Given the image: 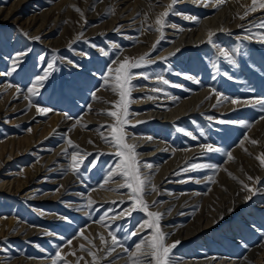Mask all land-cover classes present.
Wrapping results in <instances>:
<instances>
[{
    "label": "rangeland",
    "instance_id": "374dc122",
    "mask_svg": "<svg viewBox=\"0 0 264 264\" xmlns=\"http://www.w3.org/2000/svg\"><path fill=\"white\" fill-rule=\"evenodd\" d=\"M17 2L18 0H0V3H7L8 6ZM187 2L188 0H177L169 12V17L180 19V14L187 15L190 9H194L197 20H187L183 17L181 19L186 25H195L214 13L215 8L210 6L211 0H205V3L199 6ZM59 3L60 0H25L21 9L25 10L27 15L30 9L50 12L55 10ZM81 4L83 1L80 2ZM251 4L252 2L248 6ZM179 7L181 8L179 9ZM74 11L70 15H66L61 25L51 33L50 42L52 46L32 42L31 36H25V32L16 23L0 22V98L7 93L6 90L10 87L13 99L27 97L29 95L27 88L31 86L35 76L43 75V72L47 70V64L55 58V70L44 82L39 95L30 97V100L27 99L28 105H34L36 108H50L52 111L43 114L37 109L30 111L31 105H26L7 116L2 115V120L0 118L1 146H4L11 138L21 141L33 126L45 124L55 113L60 115L61 122H70V126L76 127L81 117L96 111L95 103L98 99H94L92 93L107 91L109 86L105 85L102 79L107 74V68L114 67L112 61L119 58L122 48L132 46L135 39L140 35V31L131 27L102 33L100 31L101 20L107 17L102 15L89 19L90 24L81 31L82 35L96 32L95 34L83 38L76 37L73 44L63 43L62 39L65 34L72 35L75 28L80 25V18L77 16L75 8ZM261 21H264V10H257L243 19L241 28L234 32H222L213 36V43L211 44L207 41L204 44L187 46L179 52L164 54L162 58L155 59L171 43V39H161L155 45V49L149 53V59L155 62L133 69L134 73L146 74L148 78L145 79L143 75H137L132 81L135 89L131 93V99L135 102L129 105V124L125 128L127 134L129 135L133 131L144 133L143 135H148V139L154 140L155 137V139L166 140L173 148L194 147L199 144L201 148L197 151L198 153L192 156V160L196 161L200 158H206L207 154L216 157V160L220 159L219 152H208L202 147L205 144H213V142L219 144L223 139H226L232 149L239 147L244 136L251 130L247 132L244 125L236 124L231 119L240 115L246 116V110H249L252 115L250 116L252 124H260L263 120L261 117L264 116V110L255 107L254 103H249L244 106L237 105L231 111H220L221 105L218 104V100L242 98L252 94L264 97V43L255 36L249 38L250 33L248 31L251 29L253 34L264 33V28L256 26ZM131 33L133 34L131 35ZM114 44L119 45V47L114 48ZM237 47L240 51L234 53L233 58L236 60L234 65L219 55L220 49L226 48L231 52ZM101 49L107 51L109 55H103ZM18 52H27V55L22 58L23 63L19 65L17 71L12 72V58ZM40 57H44V59L41 60ZM129 57L138 58V56L131 54ZM196 75L197 80L200 81L199 84L185 78L192 76L196 79ZM158 76H163L170 83L168 85L160 83L157 79ZM252 86L256 87L255 90H252ZM17 88L20 90L17 91ZM154 88H159L161 91H152ZM200 90H209L210 98L217 93L222 95L218 96L215 103L206 108L188 115L178 116L174 120L156 119L131 122L130 118H135L149 107L160 105V108L167 109L169 106L175 105L177 101L188 98ZM155 96L159 98L160 104L138 102L143 98H155ZM96 106H99L98 103ZM241 108H244L245 111ZM28 116L30 117L23 118ZM221 120L226 121V123H219ZM112 123L114 121L102 122L97 132H104L107 135V126ZM246 124H248L247 121ZM62 126L65 127L64 131L61 130ZM87 126L88 129L86 130L94 128L93 124ZM68 127L65 124L57 125L33 145L32 150L23 152L11 160L1 177L11 179L17 176L26 167L38 161L39 156L51 155L58 150L59 146L61 147H59L61 154L63 153L62 163L70 166V154L74 149L65 144L67 132L70 129ZM75 144L79 145L82 154L87 153V156L81 166L80 174L74 173L71 183L56 198H46L39 201L29 199L26 196L0 192V220L11 217L16 220V224L20 225L26 222L25 228L28 227L18 236L5 235L0 237V260L10 263L13 259L21 258L23 260L21 264H53L57 251L61 252L63 248L68 246L69 240L73 241L78 238L77 235H80L81 230L93 222H98L103 216L107 217V215L119 213L128 205V201L121 205L119 200H116V204H112L110 201L103 203L99 199L93 200L95 203L92 210L84 207L87 204V195L90 190L99 187L105 179L109 167L114 166L117 158L113 155L115 150L99 147L103 142L92 148ZM261 149L264 150V141ZM169 156L170 152L167 153L162 148H158L153 155H150L152 158L150 161H162ZM64 159L66 160L64 161ZM93 160H98V163L95 168H89V162ZM192 164H201V162L192 163L189 161L186 166L187 170L172 176L177 179L169 184V188L174 194L197 191L204 195L207 187L200 183L196 176L208 168L193 170ZM43 178L48 177L41 176L42 181L36 182L38 189H43L40 195L46 192L53 193L58 189L59 185L56 181H43ZM214 178H218L216 169H214ZM259 182L257 186L259 191L257 190L249 201L242 203L235 213L219 225L188 240L178 238L167 242L172 244L175 241H180L172 250L173 261L182 262L185 254L188 253L189 256L200 259L212 258L213 261L210 264H242L246 258H250L253 251L259 249L262 252L264 250V200L261 198L264 197V176L259 179ZM123 190L126 191L127 189ZM65 217L67 219H64ZM145 217L146 215L142 212H134L131 216L122 217L121 220L118 218V221L111 225L110 230H114L117 237L124 243V247L126 245V248L132 251L135 243L150 232L148 229L144 231L139 229V224L144 221ZM188 220L189 215H177L166 221V224H184ZM31 226L38 229L30 230ZM133 232L137 234L130 235ZM118 253L125 252L122 249ZM62 255L68 264H75L68 259V254L62 253ZM58 264H65V261H59ZM261 264H264V259Z\"/></svg>",
    "mask_w": 264,
    "mask_h": 264
},
{
    "label": "bare ground",
    "instance_id": "6f19581e",
    "mask_svg": "<svg viewBox=\"0 0 264 264\" xmlns=\"http://www.w3.org/2000/svg\"><path fill=\"white\" fill-rule=\"evenodd\" d=\"M24 1L25 0H18L17 3H14L11 6H8L7 3H0V22H13L18 24V27L21 30L27 33L28 36H31L32 42H38L44 45H51V33L58 28L59 25H61V23L65 20L66 15H70L71 12H75L74 8L81 9L84 15L81 16L80 13L77 12L78 15H76L80 18V25L75 28L72 35L65 34L62 39L63 43L68 42V44H73L74 41H76V37L83 38L88 37V35L91 36L92 34H95L96 32L88 35H81V31L90 24V21H88L89 19L100 17L102 15L107 16L104 20H101L102 24L100 26V31L102 33H106L110 30H120L127 27L137 29L140 31V35L135 39L134 44H131L132 46L122 48V51L119 54L120 60H123L125 57H129L130 54L132 56L139 57L146 53H150L153 49V45H156L163 38L171 39V43L166 46L163 51L161 49L162 52L158 54L155 59L162 58L164 54L179 52L187 46L206 43L208 41L209 31L214 33L213 36L222 32H234L235 30L241 28L243 19H240V16H243V11L252 2V0H225L224 3L220 4L219 0H211L210 6L215 8L214 13L202 19L195 25H186L183 22L184 20L181 19L185 16H195L196 11H194V9H190L187 15L183 16L180 14V19L171 18L168 15L166 17V26L163 29V36L161 37V33L155 31V19L159 13L166 10V6L171 3V0H60L59 5L53 11L47 12L41 9H30L29 11L27 10L28 15L25 10L21 9ZM81 1H83V4L80 5ZM239 1H241V3H238ZM188 2L199 6L203 5L205 0H188ZM218 4L219 6H217ZM111 8L115 9L113 14L109 13V9ZM180 8L181 7H179V9ZM132 34L133 33H131V35ZM35 37H39L40 39H34ZM197 78L198 77L196 75V79ZM251 88L252 90H255L256 87L252 86ZM8 89L6 90L7 93L0 98V118L2 115L7 116L10 113L19 110L21 107L28 105V101L24 97L16 100L13 99V94L10 90L11 87L9 91ZM96 95L99 97V99L96 100V103H98L99 106H96V103L94 102L96 111H93L92 114H87L83 118L81 117V120L79 119L80 121L77 120L78 125L76 127L70 126V122H61L62 119L60 118V115L55 113L51 118H49V120L47 119L48 121H46L45 124H36L33 126L30 131H27V134L21 141H16V139L11 138L6 144H4V146L0 145V192L13 193L19 196H26L29 199L31 198L41 201L46 198H56L62 190L67 188V186L71 183L74 173L70 170L67 164L62 163L63 153L61 154L60 146V148L58 147V150H53L54 152L51 155L45 154V156H39L38 161H35L31 164V166L26 167L22 172L18 173L17 176L11 179L1 177L2 172L11 160L23 152L32 150L33 145L40 141L57 125L65 124L70 127L69 132L66 131L68 134L66 137H70L74 143L92 148L96 146V144H102L103 142V144L99 146L100 148L116 150L110 144H105L99 135V132H97V129L104 121H114L113 118L106 115L105 112L107 110H112L113 105L110 102L117 101L119 97L111 90L110 86L107 87L106 92H97ZM260 97L262 96L252 94L242 98L234 97L232 99L219 100L218 104L221 105L219 110L231 111L237 105L244 106L249 104L250 101H254L256 98ZM217 98V94L210 98L209 90H200L196 91L188 98L186 97L185 99L177 101L175 105H171L167 109L160 108V105L158 107L152 106L146 110L144 109L145 111L140 112L136 117L134 116L135 118H129L132 123L139 120L149 121L156 119L170 121L181 115L198 112L215 103L218 100ZM158 99L159 98L156 96L151 99L146 97L138 102L144 104H160ZM232 100H239L240 103L234 104L231 102ZM254 106L262 108L260 105L256 104ZM30 107V111H35L37 109L34 105H31ZM241 110L245 111L244 108H241ZM246 111V116L240 115L239 117H234L231 120H233L236 124L243 122V124L240 123L241 125L246 124L247 121V125H251L252 120L250 116L252 115L249 110ZM29 117L30 116L23 118L26 119ZM88 124H93L94 128L90 127L92 128L91 130H86L88 129L86 128ZM62 127L61 130L64 131L65 127ZM246 128L247 132L251 130L249 133L246 132L247 134L245 135L249 139L245 140L244 136L243 143L236 149H232V146L230 144L228 145V141L226 139H223L219 144H214L213 142V146L221 149V151H219V160H216V157L211 156V154H207L206 158H200L198 161L192 160V156L198 153L197 151L201 148V145L199 144L194 147L173 148L166 140L155 139V137L153 138L154 140L148 139V135H143L144 133L141 134L133 131L129 135L127 134V142L137 145L136 151L139 153L138 159L141 164L146 163L152 165L151 168H141V172L145 176L151 177V182L157 187V191L155 192L151 191L150 186L146 188L145 199L150 205L152 201L157 202L155 206L150 208L151 211L164 213L160 221V226L161 229L168 234L166 243L172 239L178 238L188 240L199 233L207 231L209 228L219 225L222 221L235 213L242 203L249 201H246L245 197L250 193L243 189V185L240 181H243L245 184H249L257 189L260 182L255 183L254 181H249L248 177H258L261 179V177L264 176V166H262L260 161L257 159L261 153H264V150L261 149V145L264 141V119L261 120L260 124H252L251 127ZM125 131L127 133V130ZM253 139L257 140L259 143L253 145L251 143V140ZM89 141H92V143ZM65 144L67 145L68 143L66 142ZM158 148H162V150L167 151V153L170 152V156L162 161L154 159V161H150V159H152L150 155H153ZM229 152H231L234 159L229 160L227 158V153ZM65 160L66 159H64V161ZM189 161H192V163L201 162V164H212L215 166L213 168L206 169L202 174L196 176L199 178L198 181L207 187V190L205 191L206 195L204 193L205 197L197 191L193 193L186 192L182 194H174V192H172L169 188V184L172 181L177 180L173 178V175L183 172ZM214 169L218 171L217 179L214 178ZM229 173L232 175L230 176ZM44 175L48 178H43V181H56L59 187L53 193L46 192L40 195L43 189L39 190L36 182L38 180L41 182V176ZM233 176L237 179H233ZM209 177H213L215 182H210L208 180ZM114 179L115 182L110 183L104 189L96 187V191L90 190L87 198L90 196L93 200L100 199L103 203L106 201L111 202L116 200L128 201V190L125 191L123 188H120L118 191L108 190L111 188H117L118 184L122 182L120 177H115ZM261 199L264 200V197ZM129 204L130 201H128V205ZM128 205L126 207H128ZM52 214L55 215L54 213ZM116 215L117 214L107 215V217ZM177 215H189V220L187 221L188 223L185 222L184 224L176 225L166 224V221ZM221 216H223V219H221ZM119 219L121 220L122 217ZM145 219H147V217H145ZM116 221L118 220L116 219L115 221H112L111 219H106V223L109 225H112ZM15 222L16 220L11 217L9 219H1L0 237L5 235L18 236L23 231L27 230L28 227L25 228L26 222H23L20 225ZM36 229L38 228L33 226L30 227V230ZM140 230L144 231L145 229ZM83 231L84 236L93 240L98 249L102 247L99 240L100 234L105 235L110 243V237L107 236L110 228H107L98 222L91 223L87 228L83 229ZM150 232L143 237L150 235ZM77 236L78 238H75L71 245L63 248L61 252L68 254V259L75 264H77V259L81 256L84 259L80 260L79 264H91V257L86 251L80 250L81 244H84L86 247H91V245H89L87 240L82 238L80 235ZM143 237H141L140 240ZM105 251H98V255L105 257ZM119 251H122V248H116V251L113 252L112 256L105 257L102 260V264H129L127 253L125 255V253H118ZM132 251H134V248ZM73 252H75V255L71 254ZM263 257L264 250L261 252V250L258 249L253 251L250 258H246L242 264H261L264 259ZM33 261L36 262L38 260ZM212 261V258L200 259L198 257H192L191 255L189 256L187 253L185 254V258L182 262L176 263L173 261V264H210ZM22 262L23 260L21 258L17 260L13 259L10 263L2 259L0 260V264H21Z\"/></svg>",
    "mask_w": 264,
    "mask_h": 264
},
{
    "label": "snow or ice",
    "instance_id": "6c2138e0",
    "mask_svg": "<svg viewBox=\"0 0 264 264\" xmlns=\"http://www.w3.org/2000/svg\"><path fill=\"white\" fill-rule=\"evenodd\" d=\"M225 0H219V3H224ZM177 3V0H171L166 6V10L157 15L155 19V31L161 33V37L163 36V29L166 26V17L169 15L171 9H173L174 5ZM207 6V5H205ZM219 6V4L217 5ZM80 13L81 16L84 15L83 11L79 8L75 9ZM257 10H264V0H252V4L245 8L243 16H240V19H245L250 13H255ZM115 12L114 8L109 9V13L113 14ZM239 15V14H238ZM185 19L188 20H197L195 16H185ZM259 28H264V21H261L259 25H256ZM152 27V26H150ZM119 31V29H117ZM250 36H255L258 40L264 43V33H251V29H248ZM27 36V33H24ZM82 35V34H81ZM214 33L209 31L208 33V43H213L212 37ZM34 39L39 40V37H35ZM95 47V45H93ZM114 48H118L119 45H113ZM155 49V45H153V50ZM239 47L233 49L231 52L228 49H220L219 55L228 61L230 64H235L236 60L233 58L234 53H239ZM103 55L108 56L109 53L101 49ZM27 55V52H18L12 58V67L11 71H17V68L20 64L23 63V57ZM149 53L136 57H125L123 60L117 58L112 61L114 67L110 66L107 68V74L102 78L105 85L111 87V90L119 97L117 101L110 102L113 105L112 110H107L105 112L106 115L113 118L114 123L109 124L108 133L105 135L104 132H99L101 138L105 141V143L110 144L116 150L113 155L117 158L114 166L109 167L106 177L103 182L99 185V188L104 189L106 185L115 182V177H120L121 183L118 184L117 188H111L108 190L118 191L120 188L127 189L128 201L130 204L128 207L123 208L122 211L117 213L116 216L112 217H101L98 221L101 225L111 228V225L106 223V219H111L115 221L118 218L131 216L133 212L139 211L146 215L147 219H145L142 223L139 224V229H148L151 230L150 235L147 237H143L139 242L135 243L134 251H130L128 248L124 247V243L121 239H119L114 230L108 231L107 236L110 237L109 240L105 237V235L100 234L99 240L101 242L102 247L97 248V245L93 240L88 239V237L84 236V231H80V236L87 240L88 244L91 247H86L84 244L80 245L81 251H86L87 254L91 257V264H102V260L105 257L112 256L113 252L116 251V248H122L125 253L128 255L129 264H173L172 258V250L180 243V241H175L172 244L166 243L168 234H166L160 226V221L164 213L159 211H151L150 208L157 204L156 201H152L151 205L145 199L146 188L150 186L151 191H157V187L154 183L151 182V177L145 176L141 172V168H151L150 164H141L138 159L139 153L136 151L137 145L130 144L127 142V133L125 131L126 126L129 124L128 116L129 113V105L133 102L131 99V93L135 89V85L132 84V81L136 78L137 75H143L145 79L148 78L146 74L140 73L136 74L133 72V69L141 68L147 66L155 61L149 59ZM41 60L44 57H40ZM166 59V58H165ZM55 58H53L52 62L47 64V70L43 72V75H37L34 78V81L31 83V86L27 88V92L29 96L25 97L30 100V97H34L39 95L40 89L44 86V82L50 77L51 72L55 70ZM218 70V69H217ZM188 80H192L194 83L199 84L200 81L195 79L192 76L185 77ZM158 81L164 85H168L170 82L165 79L163 76L157 77ZM20 89L17 88V91ZM152 91H161L159 88H154ZM215 91V90H213ZM222 94L217 93V96H221ZM92 96L94 99H99L96 96V93L93 92ZM150 99L152 97H149ZM234 104L240 103L239 100H232ZM31 103V101H30ZM219 103V100H218ZM249 103H254L256 105H260L262 110H264V97L256 98L254 101H250ZM90 107V106H89ZM37 111L43 114H47L51 112L50 108H37ZM211 119V117H209ZM264 119V116L261 117ZM219 123L223 124L226 121H219ZM243 124V122H240ZM245 127H251V125L244 124ZM103 127V126H102ZM30 131V130H29ZM99 131V130H98ZM191 135L190 133H188ZM195 138V137H193ZM245 140L249 138L245 136ZM92 143V141H89ZM67 143L70 147L74 149V151L70 154L71 164L69 166L70 170L75 174H80L81 166L84 163V160L87 156V153L82 154L80 150V146L75 144L72 139L67 138ZM243 143V141L241 142ZM253 145L258 144L257 140H251ZM208 152H219L221 149L214 147L212 144H206L203 146ZM227 158L229 160L234 159L231 152L227 153ZM257 159L260 161V164L264 166V153H261ZM98 163V160H93L89 162V168H95ZM215 167L212 164H192L191 168L193 170L202 169V168H213ZM187 170V169H186ZM231 176L232 174L229 173ZM233 179H237L236 177H232ZM208 180L210 182H215L213 177H209ZM249 181H254L255 183L259 182V178H253L251 176L248 177ZM243 185V189L249 192L250 194L245 197V200H250L253 195L256 194L257 189L249 184H245L243 181H240ZM92 191H96V189H92ZM95 201L89 196L87 198V204L84 207L89 210L93 209ZM112 204H116V201H111ZM127 203L126 201H120V204L123 205ZM64 219H67L66 217ZM223 219V216H221ZM138 229V230H139ZM136 232L131 233L130 235H136ZM71 245L72 241L69 240L67 242ZM106 250V251H105ZM98 251H105V257H101L98 255ZM75 255V252L71 253ZM84 258L81 256L77 259V264H79L80 260ZM65 261V264H68L66 258L62 255L60 251H57L55 254V259L53 264H58L59 261Z\"/></svg>",
    "mask_w": 264,
    "mask_h": 264
}]
</instances>
